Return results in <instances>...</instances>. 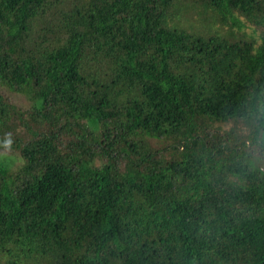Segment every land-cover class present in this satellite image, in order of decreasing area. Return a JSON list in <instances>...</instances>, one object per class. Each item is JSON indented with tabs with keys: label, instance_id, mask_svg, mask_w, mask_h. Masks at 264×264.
<instances>
[{
	"label": "trees",
	"instance_id": "trees-1",
	"mask_svg": "<svg viewBox=\"0 0 264 264\" xmlns=\"http://www.w3.org/2000/svg\"><path fill=\"white\" fill-rule=\"evenodd\" d=\"M80 2L0 0V264H264V0Z\"/></svg>",
	"mask_w": 264,
	"mask_h": 264
},
{
	"label": "rangeland",
	"instance_id": "rangeland-1",
	"mask_svg": "<svg viewBox=\"0 0 264 264\" xmlns=\"http://www.w3.org/2000/svg\"><path fill=\"white\" fill-rule=\"evenodd\" d=\"M89 2V0H81V4H86V3H88ZM189 2V1H188ZM192 4V3H191ZM191 8H194V9H197V8H200V9H202V7H201V3H200V0H195V3L193 2V4L192 5H190V7H185L184 8V11H183V15H182V18H186L188 15H190V13H191ZM55 17L54 16H52V20H55L54 19ZM187 20L188 19H184V25L185 26H187V24H186V22H187ZM52 22V21H51ZM203 22V21H202ZM201 24V23H200ZM206 26V23L205 22H203L202 24H201V27L202 28H204ZM194 30H197L198 32H199V30H201V28L200 27H197V28H193ZM56 30H58V29H56L54 26H51V24H48V26H47V28H45L44 29V32H43V34H46L47 36H52V35H54V33L56 32ZM237 29H235V30H233V31H235V32H232V33H227L228 35H231V34H236L235 36H237V35H243V34H241V33H247V32H249L248 31V29H246V28H243L242 30H244V31H242V30H240L241 32H237L236 31ZM203 33H210V32H205V31H202ZM43 34L38 38V41L39 42H41L43 39H44V37H43ZM172 35V33H169V35ZM227 35V36H228ZM247 37V36H246ZM39 44V43H38ZM83 51H85V50H83ZM82 59H85V53H83L82 54ZM80 68H82L81 66H80ZM183 68H185L186 69V72H189L188 74H190V73H194V72H197V69H196V67L194 66V65H192V64H190V63H185V64H176L174 61H172V64H171V69L172 70H174L175 72H177L178 73V71H181ZM231 77L233 78L232 79V81H234V82H236L237 80H238V75L237 74H232L231 75ZM122 81H124V80H122ZM124 83H126V82H124ZM120 86H122V85H120ZM138 87H139V85L137 86V89H138ZM134 89H136V88H134ZM122 90V89H121ZM215 91H217V89L215 90ZM118 92H120V91H118ZM5 94V99L7 100V102H11V100H13V102L14 103H16L17 104V102H19L18 100H16V98H15V96H14V94L12 93V92H10L9 94H8V91L5 89V87H3V86H0V94ZM205 94V93H204ZM134 95L135 96H131V97H133V99H139L138 98V95H136L135 94V92H134ZM17 96H18V98H20L21 100H23V101H26V102H28V99H27V97L25 96V95H18L17 94ZM116 99H119V101H117L118 102V104H119V106L122 104H124L125 102H126V99H127V97H125V95H124V92H121L120 94H119V96H116L115 97ZM19 103H21V102H19ZM22 105H23V107H25L24 106V104L23 103H21ZM126 108H128L129 107V105H128V103H126ZM3 112H4V110H3ZM29 116V118H34V115L33 114H26L25 116ZM147 115H150L152 118H158V116H157V114H155V113H153L152 115L150 114V113H147ZM7 120H8V117H6V118H4V120L2 121V125L4 126L5 125V123L7 122ZM25 141V140H24ZM26 142V141H25ZM15 159V160H17V158H18V153H17V151L16 150H14V151H11V159ZM12 165H10L9 167H11ZM8 167V168H9ZM7 179H8V176L7 177H5V175L3 174V175H0V186L3 184V181L4 180H6L7 181ZM10 184V183H9ZM10 188L11 189H17V188H15L14 186H11L10 185ZM28 259V258H27ZM26 259V260H27ZM30 260H28L27 262L28 263H30V261H31V258H29ZM23 262H25L26 263V261H25V259H23ZM17 264H21V262H18Z\"/></svg>",
	"mask_w": 264,
	"mask_h": 264
},
{
	"label": "clouds",
	"instance_id": "clouds-1",
	"mask_svg": "<svg viewBox=\"0 0 264 264\" xmlns=\"http://www.w3.org/2000/svg\"><path fill=\"white\" fill-rule=\"evenodd\" d=\"M5 143H6L7 146H10L11 141L9 140V141H6Z\"/></svg>",
	"mask_w": 264,
	"mask_h": 264
}]
</instances>
